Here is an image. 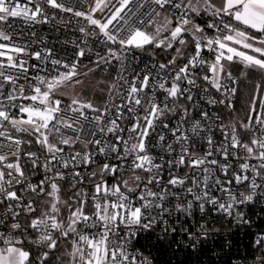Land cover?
Masks as SVG:
<instances>
[{
	"label": "snow or ice",
	"instance_id": "1",
	"mask_svg": "<svg viewBox=\"0 0 264 264\" xmlns=\"http://www.w3.org/2000/svg\"><path fill=\"white\" fill-rule=\"evenodd\" d=\"M131 2L118 0L113 4L111 0H89L87 11L74 13L92 26L91 31L79 28L85 37L102 34L106 42L116 46H109L105 56L96 53L95 68L88 69L93 72L115 61L118 80L114 79L109 87L110 95L127 85L120 97L130 105L127 127L118 123L124 118L122 104H113L116 118L107 123L102 115L93 117L101 134H113V142L82 139L74 126L80 125L81 119H88L85 109L108 113L109 108L101 109L80 99L78 94L68 97L70 102L64 103L68 95L65 90L72 88L75 92V86L82 83L79 77L88 74L79 71L81 58L92 52L87 39L81 42L83 47L76 44L78 50L71 64L53 59L50 48L43 49L42 56L41 51L30 52L21 44L0 43V138L9 142L7 145L0 142V146L8 148L7 153H0V206L3 207L0 264H52L53 260L60 264H156L154 257L135 246L140 234L152 235L155 227L163 223L155 243L168 242L167 246L171 247L169 234L177 231L175 227L169 228L171 217L174 214L191 217L194 209L206 214V205L211 206L208 211L225 214L237 226L253 224L252 216L241 209L242 205L248 206L256 219L264 222V98L250 99L244 120L219 125L224 140L218 145L211 125L206 123L209 114L201 111L199 118H193L187 106V102L193 101L192 88L197 87L198 79L210 82L217 91L223 88L235 94L236 88L228 89L221 83L222 79L237 82L230 70L234 64L243 65L242 75L247 70L264 73V0H145L151 4V11L147 19L140 18L138 22L133 21L136 13L129 7ZM46 5L64 12L74 11L58 0H27L24 4L20 0H0V40H12L10 29L14 19L46 23ZM139 7L143 8L144 4ZM126 9L131 13L127 18ZM150 49V55L156 50L174 52L166 63L158 65L161 70L175 66L170 87L163 77L159 80L152 77L147 66L130 78L123 75L128 53ZM205 50L208 57L204 55ZM32 57L42 62L51 60L53 66L62 64L66 70L29 79L27 61ZM156 67V64L151 66ZM119 81L123 85L118 86ZM157 87L164 94L163 101L155 95ZM209 102L216 103L214 99ZM141 109L143 115L139 114ZM66 113L73 115L66 116ZM169 113L178 117L175 124L166 122ZM158 125L170 137L163 131L157 134ZM69 129L73 135L66 134ZM153 135L157 139L150 145L148 141ZM201 141L207 144L206 151L200 152L196 147ZM78 142L83 144V149L65 159L60 145ZM34 143L47 153L42 165L44 177L36 183L31 177L40 167V157L37 152H24L22 147ZM92 144L97 146L98 154H114L120 163L103 162L90 171L87 176L92 189L89 211L87 191L79 189L67 199L62 197V187L57 181L63 180L66 173L56 170L51 161L64 169L70 161L91 165L94 163L89 148ZM152 148H160L162 153L153 155ZM22 152L28 158L24 165ZM214 155L222 156L223 160L210 159ZM230 160L238 168L233 169ZM180 166L188 169L183 175L174 171ZM165 169L167 180L162 175ZM217 172L223 173L224 178L217 176ZM197 173L203 174L202 180L197 179ZM73 178L77 181L71 185L73 188L85 179L79 171L73 173ZM213 187L222 196L213 195L210 191ZM257 205L259 208L255 211ZM180 230L187 236V246L193 252L197 245L221 234L220 229L207 223H201L196 231L183 225ZM256 235L254 247L259 255L253 264H264V230ZM224 246L231 248V241L225 239L221 250Z\"/></svg>",
	"mask_w": 264,
	"mask_h": 264
},
{
	"label": "built area",
	"instance_id": "2",
	"mask_svg": "<svg viewBox=\"0 0 264 264\" xmlns=\"http://www.w3.org/2000/svg\"><path fill=\"white\" fill-rule=\"evenodd\" d=\"M20 2L21 4H24L27 3V0H20ZM58 2H62L66 6L73 7L74 11L64 12L60 9H53L50 6L46 5L45 10L48 16V21L46 23H24L21 19H14L12 22V27L10 29L12 40H0V43H11L13 45L21 44L27 46L30 52L41 51L42 56L44 55L43 49L50 48L52 49L53 59H60L71 64L72 62H74L75 52L78 50L76 48V44H80L83 47L84 45L81 42L84 39H87L88 46L92 48V52L87 53L85 57L81 58L82 63L79 66V71L82 72L84 69L88 68L91 64L97 61L96 53H99L101 56H105L107 48L109 46H116L111 45V42H106V38H104L102 34L99 36L85 37L84 34L79 31L80 27H86L89 31L92 30V26L88 25L83 17H77L74 14L77 10L87 11L89 0H58ZM117 2L118 0H111V3L113 4ZM142 3L144 4V7L140 8L139 5ZM129 7L132 9V12L136 13V16L133 17V21L138 22L140 18H148V13H150L152 6L150 3H146L145 0H132ZM99 15L100 14H98V16ZM124 15L127 18L131 15V13H129L126 9ZM168 52L169 53L165 58L158 57L156 59H152L144 55L142 51L128 53V60L125 61L127 70L123 73V75L126 79L130 78L133 73H139L147 66L152 71V77H155L157 80L163 77L166 86L170 87L172 76L174 75L173 68L175 66L170 65L169 68L165 70H161L158 67L159 63H166L170 56L174 55V52L172 50H168ZM204 55L208 57L207 50L204 51ZM25 58L27 59V57ZM27 63L29 66V71L27 73L29 79L35 77L36 75L51 76L57 74L58 72L66 70L64 69L62 64L53 66L51 64V60L42 62L41 60H37L35 57H32L27 61ZM178 63H180V61H178ZM153 64L157 65L155 69L151 68ZM157 73H159L160 75L157 76ZM199 74L201 76L203 75L202 72H200ZM208 74L211 75V73ZM232 77L237 81L236 83H232L227 79H222L221 83L226 85L228 89H238L239 79L236 75H234L233 72ZM114 79L118 80L116 62L113 77L109 84V87L111 86ZM123 83V81H119L118 86L123 85ZM182 83L186 84V81H183ZM108 89L101 109L107 107L110 109V111L108 113L85 112L88 119H81L80 125H74L75 127H77V134L81 135L82 139H99L101 141L108 142L114 141L113 134H101L98 128L95 127L96 121L93 120V117L96 115L104 116V123H107L109 119L116 118L115 108L113 107V104L123 105L124 118L118 120V123L122 127L128 126V117L130 114L127 113V107H129L130 105L127 100L122 101L120 98L126 92L127 85H124V87L118 92L113 91L111 95ZM150 89H147L146 91L149 92V95H152ZM155 95L159 101L164 100V94L158 87L155 89ZM192 95L193 101L187 102L189 114L193 118H199L201 111L207 112L209 114V120L206 123L211 125L214 142L218 145L221 141L224 140V136L221 133L219 125L221 123H223L224 125H231L232 123H234V118H232V116L236 115L235 105L237 100V92L235 94H232L230 91L225 92L223 88L220 91H217L210 84V82L204 81L203 79H198L197 87L192 88ZM212 99H214L216 103H210L209 101ZM181 101L183 102V98H181ZM220 101H223V103H220ZM64 103L66 105L68 102L64 101ZM144 107H147L146 103L144 104ZM139 114L143 115L142 109ZM72 115L73 114L71 113H66V116ZM217 117H219V119H217ZM177 120L178 117L173 116L171 113H169L166 122L175 124ZM161 131H163L166 136L170 137L171 134L158 125L156 128V133L158 134ZM90 133H95V136L90 135ZM66 134L73 135L72 130H67ZM124 135L127 136V133H124ZM156 139L157 136L153 135L148 141L149 144H155ZM0 142H2L3 145H7L9 143L8 141L4 140V138H0ZM168 142H172L171 139H169ZM36 145L38 147H41L39 144ZM60 146L64 148L63 156L65 159L69 158L70 155L75 154V152L81 151L84 147L83 144L79 142L71 146ZM22 147H24V145ZM96 147L97 146L95 144L89 146L94 159V163H92L91 165H82L78 162L70 161L69 167L67 169H64L60 164H57L56 161H51V166H54L56 170H60L66 173L65 178L63 180H58L57 182L63 184L64 186L73 188L71 185L77 184V181L73 178V173L75 171H79L81 175L85 177V181L87 179V176L90 174V171L97 169V166L99 164H102L103 162L114 164L120 163L115 158L114 154H109L108 156L98 154L96 152ZM196 147L200 152L206 151L208 149L207 144L203 141L196 145ZM122 150L123 148L121 146L120 151ZM151 151L153 155H155L157 152L162 153V150L160 148H152ZM176 151L177 153L179 152L178 146L176 147ZM7 152V147L0 146V153ZM38 155L40 157L38 162L40 167L38 168L36 174L31 177L33 183L38 182L41 178L44 177L45 174L42 165L45 161V156L47 155V153L46 151H42L38 152ZM165 158L167 159L168 157L166 156ZM9 159L11 160L12 157L9 156ZM210 159L223 160V157L214 155ZM156 162L159 163L160 161L157 160ZM229 163L232 165L233 169L238 168V164L234 161L230 160ZM252 163L258 164L257 161H252ZM29 169L30 166L26 168V174ZM174 171H177L180 175H183L188 171V169L184 166H180L179 169H174ZM49 175H51V173H49ZM162 175L164 176V179L167 180V169L162 172ZM196 175L198 180H202V173H197ZM216 175L221 177V179L224 178L223 173L217 172ZM109 183H112L111 178H109ZM209 183H212V181H209ZM79 185L80 184H78L77 187ZM18 187L19 186H17V188ZM232 190L235 192L236 187L233 186ZM210 191L215 196H222V193L215 187L210 189ZM87 192L89 195V204L87 205V209L90 211V198L92 191ZM190 198L191 197H189V199ZM224 199H226V197H224ZM240 207L242 210L247 211L248 214L252 216L253 224L251 227L237 226L236 224L232 223L231 218L227 217L225 214L216 210L208 211L211 206L206 205V214H202L198 209H194L193 215L191 217H185L182 214H174L171 217L169 228L175 227L177 229L174 234H169L171 247L167 246L168 242L162 245H157L155 243L156 236L159 235L161 233V229L164 228L163 223H160L155 227V232L152 235L141 233L139 240L135 246L137 248H140L145 253V255H151L152 257H154L156 264H169V262L170 264H232V262H235V264H253L255 256L259 255L257 248L254 247V243L257 238L256 234L264 230V222L258 221L256 219V216L253 214V211H249L248 206L242 205ZM258 208L259 205L256 206L255 211H258ZM2 211L3 207L0 206V212ZM177 216L179 217L178 220ZM201 223H207L209 227L220 229L221 234L213 235L210 239L205 240L202 245H197V250L193 252L192 249L187 246L189 244V240L187 236L181 232V225L190 228V230L196 231L199 229V225ZM225 239L231 241L232 246L231 248L224 246L223 250H221L220 246ZM201 248H203L204 250L201 251Z\"/></svg>",
	"mask_w": 264,
	"mask_h": 264
},
{
	"label": "trees",
	"instance_id": "3",
	"mask_svg": "<svg viewBox=\"0 0 264 264\" xmlns=\"http://www.w3.org/2000/svg\"><path fill=\"white\" fill-rule=\"evenodd\" d=\"M150 52H152L151 49L148 52H143V54L152 59H156L158 57L165 58L169 53L168 51L156 50L153 54L150 55L149 54ZM95 62L87 68L86 72L88 74L86 76L81 75L79 77L82 83L79 84L78 87L85 91H92V92L94 91L96 93L98 101L93 104L101 108L107 89L113 77L115 62L113 61L112 65L109 66L101 65L100 69H97L93 72H88L89 68H95ZM231 70L234 73V75H236L239 79L238 89H237V100L235 105L236 115L232 116V118H234V122H238L246 118V115L248 114V105L250 99L253 96L264 98V73L247 70V74L242 75V72H245V69L243 68V65H239V64H234L231 67ZM258 84L260 85L259 89H257ZM65 91L67 92L68 95L64 97V101L69 103L70 101L68 97L76 95V92H74L71 89L70 90L66 89ZM85 112H93V111L91 109H85ZM257 112H259V109H257ZM23 151L24 152L33 151L38 153L45 150H43L41 147H38L34 143L31 146L25 144L23 147ZM27 159L28 158L24 156L22 152L21 163L23 165L25 164ZM60 185L62 187L61 194L64 199H67L70 195H72L75 191L79 189H83L89 192L92 191L90 182L87 179L76 188H70L64 186L63 184ZM52 264H60V262L53 260Z\"/></svg>",
	"mask_w": 264,
	"mask_h": 264
},
{
	"label": "rangeland",
	"instance_id": "4",
	"mask_svg": "<svg viewBox=\"0 0 264 264\" xmlns=\"http://www.w3.org/2000/svg\"><path fill=\"white\" fill-rule=\"evenodd\" d=\"M149 30H151V29H149ZM86 70H87V68L84 69L82 72L85 73ZM70 89L73 90L72 88H68L67 90H70ZM75 92H76V94L79 95V98L84 100V101H90L92 103H96L98 101V98H97L96 93L94 91L93 92L92 91H85V90L80 89L78 87V85H76L75 86Z\"/></svg>",
	"mask_w": 264,
	"mask_h": 264
}]
</instances>
